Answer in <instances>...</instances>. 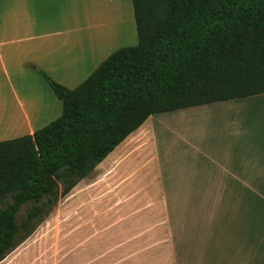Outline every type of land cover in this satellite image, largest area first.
<instances>
[{
  "label": "trees",
  "instance_id": "16d2710c",
  "mask_svg": "<svg viewBox=\"0 0 264 264\" xmlns=\"http://www.w3.org/2000/svg\"><path fill=\"white\" fill-rule=\"evenodd\" d=\"M131 3L137 44L75 89L32 68L62 109L0 142V262L151 116L264 94V0Z\"/></svg>",
  "mask_w": 264,
  "mask_h": 264
},
{
  "label": "rangeland",
  "instance_id": "374dc122",
  "mask_svg": "<svg viewBox=\"0 0 264 264\" xmlns=\"http://www.w3.org/2000/svg\"><path fill=\"white\" fill-rule=\"evenodd\" d=\"M122 1L123 5L130 4V0ZM93 5L90 9L91 0H66L58 8L54 5L53 11L44 17V31L45 27L63 30L65 20L71 21L77 15L79 25L74 26L71 34L75 38L79 30L86 28V16L94 20L101 9L103 12L108 9L99 3L93 2ZM121 35L113 53L137 44L134 27L125 24ZM44 73L56 83L62 81L57 74ZM90 75L74 78L65 87L75 89ZM41 80L45 111L36 129L61 115V102ZM232 104H237L239 109L221 111L218 108L223 104L218 103L151 116L138 132V135L145 133L141 143L145 148L120 163L117 178L113 175L117 165L102 177L94 170L68 196L61 198L48 218L0 264L16 258L23 264H162L168 261L228 264L234 255L230 254L229 260L228 254L234 245H241V238L228 234L212 236L209 229H202L205 226L198 227L193 219L180 216L194 214V205L189 202L193 195L191 176L199 168L198 164L180 159V155L191 149L185 148L184 137L200 139L211 127L237 128L243 132L251 129L255 136L264 134V95ZM188 118L207 119L212 125L202 122L188 125L184 121ZM127 146L116 149L99 171L110 165ZM143 161L146 164L142 165ZM134 188L144 194L131 199L130 191ZM25 212L26 209L21 210L18 221ZM244 217L243 225L251 226L249 229L253 232L264 218L263 190L250 193Z\"/></svg>",
  "mask_w": 264,
  "mask_h": 264
},
{
  "label": "crops",
  "instance_id": "0c3cea01",
  "mask_svg": "<svg viewBox=\"0 0 264 264\" xmlns=\"http://www.w3.org/2000/svg\"><path fill=\"white\" fill-rule=\"evenodd\" d=\"M64 1L0 0V142L32 135L39 130L36 125L41 122L45 111L43 84L32 68L49 76L57 74L62 78L58 84L65 87L74 78L92 74L118 48L119 44L116 43L122 37L125 24L135 28L137 40L131 0L128 6L123 5L122 0H91L90 9L94 7L93 2L108 9H105L106 12L101 9L99 18L95 15L94 20L86 16V28L79 30L75 38L71 34L74 26L79 25L77 15H73L71 21L65 20L63 30L45 27L44 31V17L53 11L54 5L58 8V4ZM238 100L242 99L220 102L223 106L218 109L238 110L237 104H232ZM184 121L188 125L195 122L212 125L207 119L188 118ZM144 126L116 148L118 150L128 145L125 151L111 160L110 165L99 171V167L116 153V149L96 167L95 171L98 170L100 177L117 165L113 172L117 178L120 163L143 151L146 145L141 143L145 133L138 135V132ZM242 130L211 127L209 133L200 139L184 137L185 148L191 149L181 154L180 159L188 164H198L199 168L191 176L193 195L189 197V202L194 205V214L186 216L182 213L180 216L193 219L198 227L205 226L202 229H209L212 236L228 234L240 237L241 245H234L228 254L229 260L230 254H234L233 259L228 264H264V218L255 225L253 232L249 229L251 226L242 223L250 193L264 191V134L255 136L251 129ZM130 193L131 199H137L144 191L134 188ZM5 264L23 263L16 258ZM162 264L182 263L168 261Z\"/></svg>",
  "mask_w": 264,
  "mask_h": 264
}]
</instances>
